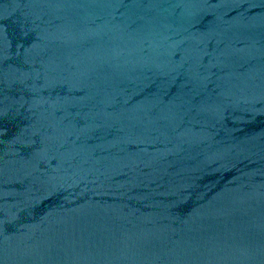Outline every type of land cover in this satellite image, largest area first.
Here are the masks:
<instances>
[{"label":"water","instance_id":"water-1","mask_svg":"<svg viewBox=\"0 0 264 264\" xmlns=\"http://www.w3.org/2000/svg\"><path fill=\"white\" fill-rule=\"evenodd\" d=\"M0 264H264V0H0Z\"/></svg>","mask_w":264,"mask_h":264}]
</instances>
